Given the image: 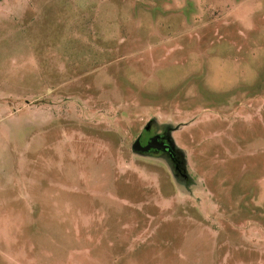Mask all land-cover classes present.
I'll return each mask as SVG.
<instances>
[{
	"label": "rangeland",
	"instance_id": "374dc122",
	"mask_svg": "<svg viewBox=\"0 0 264 264\" xmlns=\"http://www.w3.org/2000/svg\"><path fill=\"white\" fill-rule=\"evenodd\" d=\"M8 1L0 264H264V0Z\"/></svg>",
	"mask_w": 264,
	"mask_h": 264
},
{
	"label": "flooded vegetation",
	"instance_id": "af4514ba",
	"mask_svg": "<svg viewBox=\"0 0 264 264\" xmlns=\"http://www.w3.org/2000/svg\"><path fill=\"white\" fill-rule=\"evenodd\" d=\"M149 125V134L139 135L134 142L139 141L143 146L153 145L155 150L148 153H133L140 157H149L164 162L171 171L176 182H190L186 161L183 152L176 147L172 139V128L169 125L159 126L155 119H150L145 127ZM145 138V140H144ZM133 142V143H134ZM184 185V184H183Z\"/></svg>",
	"mask_w": 264,
	"mask_h": 264
},
{
	"label": "water",
	"instance_id": "95a60500",
	"mask_svg": "<svg viewBox=\"0 0 264 264\" xmlns=\"http://www.w3.org/2000/svg\"><path fill=\"white\" fill-rule=\"evenodd\" d=\"M143 135L144 134H149V125H147L144 130H143ZM131 150L133 153H148L150 150H155V147L153 145H145L143 146L142 144L139 143V141H136L132 144Z\"/></svg>",
	"mask_w": 264,
	"mask_h": 264
},
{
	"label": "crops",
	"instance_id": "0c3cea01",
	"mask_svg": "<svg viewBox=\"0 0 264 264\" xmlns=\"http://www.w3.org/2000/svg\"><path fill=\"white\" fill-rule=\"evenodd\" d=\"M4 6H11V3L12 2H10V1H8V0H1L0 1Z\"/></svg>",
	"mask_w": 264,
	"mask_h": 264
}]
</instances>
